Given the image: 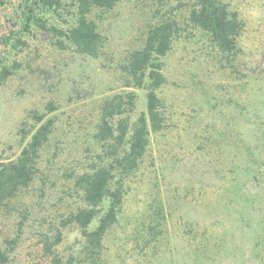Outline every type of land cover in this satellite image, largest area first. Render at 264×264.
I'll return each instance as SVG.
<instances>
[{
	"label": "rangeland",
	"instance_id": "rangeland-1",
	"mask_svg": "<svg viewBox=\"0 0 264 264\" xmlns=\"http://www.w3.org/2000/svg\"><path fill=\"white\" fill-rule=\"evenodd\" d=\"M177 2L186 0L169 5ZM229 2L243 21L236 62L221 67L204 37L198 31L186 36L184 30L164 58L166 83L159 95L169 117L167 129L152 138L142 169L131 180L123 217L105 241L106 264H264V0ZM118 3L96 21L108 57L57 50L35 32L8 58L19 66L0 86V160L14 157L24 145L19 130L32 124L26 119L29 110L43 112L48 101L56 108L47 113L55 120L56 137L43 158L47 195L41 198L38 190L33 197L25 195L28 224L50 212L55 174L88 153L83 149L90 143L100 99L123 90L115 64L143 42L151 0ZM68 10L71 4L59 10L62 18L51 13L49 23L67 25L62 21ZM133 90L135 118L144 110V92ZM156 201L162 208V235L153 251L140 253L130 232ZM25 231L10 264H45L38 252L30 254L35 246L30 228ZM81 241L74 229L64 231L57 248L63 264L71 257V264H81Z\"/></svg>",
	"mask_w": 264,
	"mask_h": 264
},
{
	"label": "trees",
	"instance_id": "trees-1",
	"mask_svg": "<svg viewBox=\"0 0 264 264\" xmlns=\"http://www.w3.org/2000/svg\"><path fill=\"white\" fill-rule=\"evenodd\" d=\"M66 1L0 0V86L19 66L17 61L8 63L10 54L26 47L27 39L35 32L57 50L71 49L93 58L106 55L96 21L110 15L120 0ZM169 1L151 0L141 46L127 51L115 64L123 90L102 97L98 103L89 140L92 148L89 143L83 149L88 153L81 155L76 166L55 174L48 198L53 199L50 212L43 217L34 216L29 224L25 195L33 197L35 190L41 198L47 195L43 158L49 141L56 139L55 120L47 113L56 108L48 101L43 112L33 109L26 114L32 124L19 130L24 145L14 157L0 160V264L11 263L15 249L23 243L26 228H30V240L35 246L30 254L38 252L45 264H63L57 248L64 231L70 229L77 231L82 240L81 264H106L102 258L105 241L123 217L131 180L142 169L152 138L167 129L169 117L159 92L166 83L163 61L174 41L183 37V30L186 36L198 31L209 54L221 67L232 65L239 58L242 50L238 38L243 21L229 0H186L177 5H169ZM70 4L72 10L62 21L67 25L49 23L51 13L62 18L59 10ZM133 89L144 92V110L135 118L131 117L136 98ZM158 202H150L148 207ZM149 210L147 217L137 218L130 232L136 248L146 254L153 251L154 242L162 235V208L156 204ZM72 258L67 264L72 263Z\"/></svg>",
	"mask_w": 264,
	"mask_h": 264
}]
</instances>
